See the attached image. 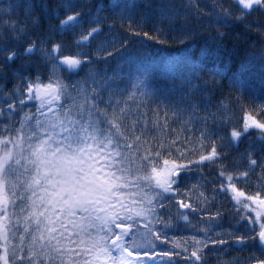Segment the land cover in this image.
<instances>
[{"label": "snow or ice", "instance_id": "1", "mask_svg": "<svg viewBox=\"0 0 264 264\" xmlns=\"http://www.w3.org/2000/svg\"><path fill=\"white\" fill-rule=\"evenodd\" d=\"M254 12L264 0H0V264H236L220 257L237 248L264 264V84L249 106L216 66L226 41L264 39Z\"/></svg>", "mask_w": 264, "mask_h": 264}, {"label": "trees", "instance_id": "2", "mask_svg": "<svg viewBox=\"0 0 264 264\" xmlns=\"http://www.w3.org/2000/svg\"><path fill=\"white\" fill-rule=\"evenodd\" d=\"M57 2H60V0H57ZM105 4H108L111 2V0H103ZM258 18L260 23L264 24V15H261L258 12H254L249 19ZM52 24L57 23V21L53 20L51 21ZM194 23V21H193ZM45 27L48 26V23L46 22ZM66 39H70V37H66ZM262 47H264V39L261 38L260 35L256 34L254 31L247 34L246 40H242L239 44H234L231 41H226V48L225 50L220 54L219 59L216 63V66L218 67L220 75L217 76V80L219 82V89L220 92L224 94L226 97L229 92H231L232 96L237 95L236 88L233 86V78L235 76H240L241 79L246 78V83L243 86L244 87V95H245V103L249 106H252L254 104L258 103V100L255 98L260 91L262 90V84H264V60H261L260 54ZM145 46L140 44L139 42L134 43L133 51L137 53L144 52ZM150 51L153 52H160L161 49L159 47L151 49ZM211 67V65H210ZM84 73H81V76H83ZM208 77L205 76L204 79H207ZM255 89V93H253L251 90ZM225 103H227V100H225ZM240 113H236V118L234 119V123L237 122ZM173 128L179 129V125H173ZM185 133H181V136H183ZM195 136H198L199 133H194ZM255 132H250L248 137H245L242 141H240L238 147L229 146L226 144L224 148L221 149V151L230 152L229 160H235L239 153L243 151V149L247 146V144L254 142L249 139V137H255ZM259 171V169H257ZM212 173L205 171L204 176L207 179L212 178ZM255 179V177H253ZM188 187H193L197 185V177L193 176L190 180L186 181ZM201 184L204 182L201 181ZM213 187L212 184H206L204 188L197 187L196 191L197 193L200 191H204L205 188L210 192L211 188ZM183 191V188H182ZM219 200H224L225 198L223 196H218ZM193 201H195V194L193 195ZM219 207L218 203H214L211 206V211L215 212L217 208ZM224 209L231 208V205L229 203L224 204ZM173 211H175V205L173 206ZM196 219V218H193ZM225 228H228V216L225 215L224 217V225ZM186 233L176 232L172 233L170 235H175L177 237L181 235H185ZM247 256L246 251H241L240 249H233L231 251H228L227 253H224L221 255V259L230 260L233 257H237L236 264H244V257ZM217 256L215 253L208 254L206 258V264H216Z\"/></svg>", "mask_w": 264, "mask_h": 264}]
</instances>
